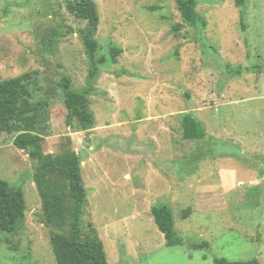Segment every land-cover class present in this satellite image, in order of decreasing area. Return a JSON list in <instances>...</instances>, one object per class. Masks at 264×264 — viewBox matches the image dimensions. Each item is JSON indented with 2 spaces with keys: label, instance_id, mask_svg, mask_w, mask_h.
Listing matches in <instances>:
<instances>
[{
  "label": "rangeland",
  "instance_id": "obj_1",
  "mask_svg": "<svg viewBox=\"0 0 264 264\" xmlns=\"http://www.w3.org/2000/svg\"><path fill=\"white\" fill-rule=\"evenodd\" d=\"M66 1L0 0V78L36 72L32 101L49 102L39 109L43 151L81 155L84 234L103 242L108 264H264V0H198L195 25L174 0H93L98 54L121 53L89 91L97 123L87 131L66 123L58 86L65 75L80 90L88 74L87 24ZM186 112L202 138H184ZM15 135H0V178L21 188L25 217L0 232V264H56L59 230L43 220L37 163ZM161 203L178 245L154 222Z\"/></svg>",
  "mask_w": 264,
  "mask_h": 264
},
{
  "label": "trees",
  "instance_id": "obj_2",
  "mask_svg": "<svg viewBox=\"0 0 264 264\" xmlns=\"http://www.w3.org/2000/svg\"><path fill=\"white\" fill-rule=\"evenodd\" d=\"M184 22L195 25L198 0H174ZM242 7L247 0H234ZM67 11L79 20H84L87 28L82 32L88 74L86 85L74 90L69 77L63 75L58 80L66 108V123L77 122V131H87L96 126L97 120L91 110L89 91L97 78L100 68L121 53V48L110 46V54H98L99 42L96 38L100 17L93 0H67ZM205 24V22H204ZM175 29H178L175 27ZM0 78V135L3 132H16L13 143L36 161L33 179L38 188L42 203L43 220L53 225L59 232H52L50 244L56 264H108L103 242L97 236L83 232L82 214L86 202V191L81 176L80 154H50L43 151V136L38 132L41 117L39 111L49 105L46 99L32 101L30 84L35 82L33 74ZM181 125L186 139L202 138V126L186 112ZM151 213L158 229L163 233L168 246L181 243V237L174 225L172 211L165 203L152 206ZM188 211H185L187 215ZM25 217V199L21 188L0 178V232L13 233L17 223ZM205 246L207 243H202ZM214 264H260L258 259L248 261L215 260Z\"/></svg>",
  "mask_w": 264,
  "mask_h": 264
},
{
  "label": "crops",
  "instance_id": "obj_3",
  "mask_svg": "<svg viewBox=\"0 0 264 264\" xmlns=\"http://www.w3.org/2000/svg\"><path fill=\"white\" fill-rule=\"evenodd\" d=\"M263 163H264V160H262V162L260 163V165H262ZM261 177H262V179H264V171H262ZM255 184H257V185L260 184L259 179H256Z\"/></svg>",
  "mask_w": 264,
  "mask_h": 264
}]
</instances>
